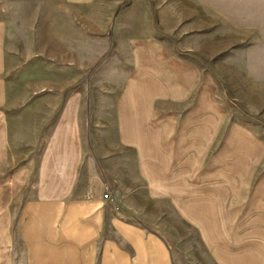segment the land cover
Instances as JSON below:
<instances>
[{
	"label": "rangeland",
	"instance_id": "obj_1",
	"mask_svg": "<svg viewBox=\"0 0 264 264\" xmlns=\"http://www.w3.org/2000/svg\"><path fill=\"white\" fill-rule=\"evenodd\" d=\"M0 19L24 99L80 90L89 105L110 100L91 89L161 88L145 132L166 147L167 188L182 190L122 193V208L182 264H240L256 248L264 264V0H0ZM41 96L13 114V156L43 147L52 121ZM21 163L0 165V186Z\"/></svg>",
	"mask_w": 264,
	"mask_h": 264
},
{
	"label": "crops",
	"instance_id": "obj_2",
	"mask_svg": "<svg viewBox=\"0 0 264 264\" xmlns=\"http://www.w3.org/2000/svg\"><path fill=\"white\" fill-rule=\"evenodd\" d=\"M7 26L0 19V165L13 159L22 163L10 183L0 186V264H182L162 234L131 217L119 202L122 193L129 201L136 193L182 190L175 181L174 188H167L166 147L145 132L157 127L145 117L165 93L156 84L148 90L91 89L86 97L106 94L110 100L88 105L86 99L84 105L77 99L80 90L72 95L31 89L24 99L22 80L18 89L11 88L19 77L12 80L9 73ZM39 95L51 101L46 111L50 132L37 155L30 150L13 156V114L32 108ZM59 96L68 99H56V104ZM105 106L111 111L105 112ZM30 178L27 197L16 202ZM261 257L256 248L240 264H261ZM204 260L201 264L208 263Z\"/></svg>",
	"mask_w": 264,
	"mask_h": 264
},
{
	"label": "built area",
	"instance_id": "obj_3",
	"mask_svg": "<svg viewBox=\"0 0 264 264\" xmlns=\"http://www.w3.org/2000/svg\"><path fill=\"white\" fill-rule=\"evenodd\" d=\"M103 196L106 197V198L109 197L108 194H106V193Z\"/></svg>",
	"mask_w": 264,
	"mask_h": 264
}]
</instances>
